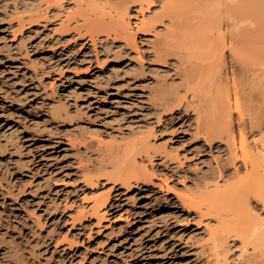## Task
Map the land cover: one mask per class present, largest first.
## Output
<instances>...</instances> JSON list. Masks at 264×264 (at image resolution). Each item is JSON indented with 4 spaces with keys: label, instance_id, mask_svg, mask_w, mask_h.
Returning <instances> with one entry per match:
<instances>
[{
    "label": "rangeland",
    "instance_id": "1",
    "mask_svg": "<svg viewBox=\"0 0 264 264\" xmlns=\"http://www.w3.org/2000/svg\"><path fill=\"white\" fill-rule=\"evenodd\" d=\"M15 3L21 0H0V264H211L206 222L179 197L203 189L198 181L216 170L217 145L194 133L191 108L158 120L148 98L158 79H177L175 66L149 53L150 35L137 33L139 54L123 45L116 56L73 27L60 36L55 21L63 12L20 30ZM239 64L241 73L254 67ZM51 104L65 107L60 116ZM147 130L160 146L153 185L112 188L104 177L120 163L109 159ZM98 158L101 179L92 188L78 167ZM164 178L173 191L158 187ZM108 190L111 205L100 223L86 211L80 222L73 219L93 194ZM237 243L230 240L231 255Z\"/></svg>",
    "mask_w": 264,
    "mask_h": 264
},
{
    "label": "bare ground",
    "instance_id": "2",
    "mask_svg": "<svg viewBox=\"0 0 264 264\" xmlns=\"http://www.w3.org/2000/svg\"><path fill=\"white\" fill-rule=\"evenodd\" d=\"M41 1L21 0L19 7L13 5L20 30L45 24L63 12L55 21L60 36L73 27L92 47L99 40L103 53L115 56L124 51L123 45L134 47L139 54L137 33L150 35L149 53L161 65L173 64L177 77L158 79L157 87L149 92L158 120L191 108L194 133L209 147L217 145L216 170L198 181L203 189L179 194L181 202L197 213L198 223L206 222L209 261L264 264V0H71L66 5L63 0ZM132 11L138 14L135 27L129 16ZM238 61L254 67L241 73L236 70ZM56 104L48 109L60 116L65 107ZM147 131L128 139L120 157L109 159L113 166L120 163L117 172L104 177L112 188L153 185V157L160 146L151 138L152 131ZM163 150L171 156L166 147ZM101 163L98 158L79 164L86 186L94 188L100 182L95 173ZM242 167L244 174L240 175ZM157 184L173 191L166 178ZM110 195V190L93 194L87 209L78 210L73 219L80 222L86 211L100 223L111 205ZM230 240L239 242L234 257ZM67 242L69 246L73 243Z\"/></svg>",
    "mask_w": 264,
    "mask_h": 264
}]
</instances>
